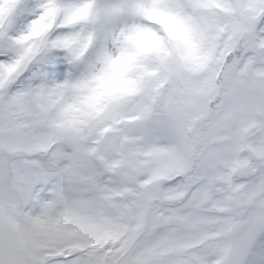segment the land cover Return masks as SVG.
Returning <instances> with one entry per match:
<instances>
[{"label": "snow or ice", "instance_id": "obj_1", "mask_svg": "<svg viewBox=\"0 0 264 264\" xmlns=\"http://www.w3.org/2000/svg\"><path fill=\"white\" fill-rule=\"evenodd\" d=\"M0 264H264V0H0Z\"/></svg>", "mask_w": 264, "mask_h": 264}]
</instances>
